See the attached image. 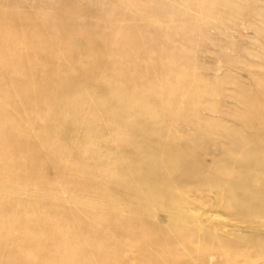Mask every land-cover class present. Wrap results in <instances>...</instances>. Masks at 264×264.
Masks as SVG:
<instances>
[{
  "label": "rangeland",
  "instance_id": "1",
  "mask_svg": "<svg viewBox=\"0 0 264 264\" xmlns=\"http://www.w3.org/2000/svg\"><path fill=\"white\" fill-rule=\"evenodd\" d=\"M99 251L264 264V0H0V264Z\"/></svg>",
  "mask_w": 264,
  "mask_h": 264
},
{
  "label": "bare ground",
  "instance_id": "2",
  "mask_svg": "<svg viewBox=\"0 0 264 264\" xmlns=\"http://www.w3.org/2000/svg\"><path fill=\"white\" fill-rule=\"evenodd\" d=\"M128 98V97H127ZM132 99V98H131ZM129 100V99H128ZM74 102V101H73ZM99 103V102H98ZM83 119V118H82ZM90 119V118H89ZM84 121V120H83ZM87 121V120H86ZM85 121V123H88V122H86ZM78 122V121H77ZM83 123V122H82ZM89 124V123H88ZM83 125H85V124H83ZM89 126V125H88ZM88 130H90V129H88ZM96 247H98V244L96 245ZM99 248V247H98ZM102 253H101V251H99L98 253H97V260H96V264H111V261H110V259L109 258H102V255H101ZM95 255H96V253H95ZM121 260V259H120Z\"/></svg>",
  "mask_w": 264,
  "mask_h": 264
}]
</instances>
